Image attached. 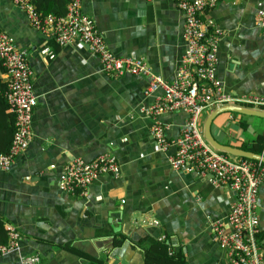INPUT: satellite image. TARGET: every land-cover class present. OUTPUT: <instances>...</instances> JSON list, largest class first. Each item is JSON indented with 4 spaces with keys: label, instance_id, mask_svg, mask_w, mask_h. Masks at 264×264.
<instances>
[{
    "label": "crops",
    "instance_id": "obj_1",
    "mask_svg": "<svg viewBox=\"0 0 264 264\" xmlns=\"http://www.w3.org/2000/svg\"><path fill=\"white\" fill-rule=\"evenodd\" d=\"M258 6L264 0H220L208 11L221 31L215 76L232 97L264 94ZM81 10L113 54L142 58L154 73L173 79L183 51L175 0H81ZM0 29L26 50L34 95L28 146L0 171V220L19 234L18 251L1 255L0 264H20L23 255L37 256L33 264H87L85 255L105 264H143L149 239L181 251L184 264H231L209 224L224 221L234 194L212 185L208 175L169 166L171 149L155 146L153 119L143 112L152 100L143 93L147 77L104 73L83 46H59L32 28L10 0H0ZM42 47L53 57L40 54ZM208 114L200 116L201 133ZM185 119L181 111L156 117L166 138L177 136ZM209 131L217 143L239 149L260 136L264 156L262 117L222 112ZM102 153L115 157V175H99L83 194L57 187L64 164ZM254 211L264 251V176Z\"/></svg>",
    "mask_w": 264,
    "mask_h": 264
},
{
    "label": "built area",
    "instance_id": "obj_2",
    "mask_svg": "<svg viewBox=\"0 0 264 264\" xmlns=\"http://www.w3.org/2000/svg\"><path fill=\"white\" fill-rule=\"evenodd\" d=\"M24 11L32 28L49 35L59 46L77 43L94 55L104 73L113 76L147 77L144 95L152 100L143 112L153 121L149 134L167 156L173 170H184L199 176L208 175L214 186H224L234 194L224 221L209 224L212 236L231 264H264V251L258 244V220L255 214L258 186L264 176V162L233 158L215 150L199 129L200 116L221 106L264 110V94L232 97L226 94L215 76L216 49L221 35L208 11L220 0H175L182 18L183 51L172 80L154 73L142 58L118 56L106 46L92 18L81 10V0H68L63 15H39L29 0H10ZM204 16V17H202ZM255 24L264 40V7L255 11ZM40 54L53 53L42 47ZM0 61L6 82L3 97L13 115L14 130L9 148L0 153V171H7L14 159L28 146L31 135V110L34 95L26 50L15 45L13 38L0 29ZM184 112L186 119L177 136L166 138L164 126L156 117L170 112ZM261 155V154H260ZM262 156V155H261ZM52 167V165H50ZM118 164L112 154H98L89 161L73 158L63 165L56 184L60 190L80 194L99 175L116 174ZM6 241L0 244V256L18 251L19 234L10 224L4 226ZM20 264L38 261L34 255L19 257Z\"/></svg>",
    "mask_w": 264,
    "mask_h": 264
},
{
    "label": "trees",
    "instance_id": "obj_3",
    "mask_svg": "<svg viewBox=\"0 0 264 264\" xmlns=\"http://www.w3.org/2000/svg\"><path fill=\"white\" fill-rule=\"evenodd\" d=\"M35 7L39 15L52 13L60 16L65 12V6L68 0H29ZM4 72V68L0 61V75ZM5 80L0 76V153H5L10 144L12 133L14 130L13 115L8 112V105L3 97V90L5 89ZM263 145L260 142V136H256L254 142L250 145L242 146V150L250 151L252 153H259ZM75 192H78L76 189ZM6 241V231L3 223L0 220V244ZM148 245L143 251V264H184V258L181 251H173L168 244L163 240L149 239ZM74 253L76 250L64 246ZM87 264H105L100 259H95L86 256Z\"/></svg>",
    "mask_w": 264,
    "mask_h": 264
},
{
    "label": "water",
    "instance_id": "obj_4",
    "mask_svg": "<svg viewBox=\"0 0 264 264\" xmlns=\"http://www.w3.org/2000/svg\"><path fill=\"white\" fill-rule=\"evenodd\" d=\"M222 112H234L238 114H244L249 116H257L264 118V110H252V109H246L242 107H236V106H221L218 108L213 109L209 112V114L206 116L204 122H203V128H202V134L205 139V141L214 149H217L219 151L228 153L230 155L238 156L240 158H247L251 160H260L264 162V156H261L257 153H252L250 151H245L239 148L225 146L222 144L217 143L211 136L209 131L210 122L213 119V117L219 113Z\"/></svg>",
    "mask_w": 264,
    "mask_h": 264
}]
</instances>
